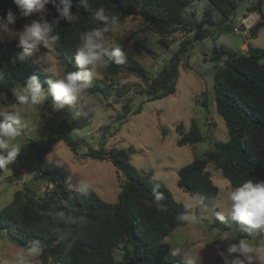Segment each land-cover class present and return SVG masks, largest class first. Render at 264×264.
<instances>
[{"label":"trees","instance_id":"trees-1","mask_svg":"<svg viewBox=\"0 0 264 264\" xmlns=\"http://www.w3.org/2000/svg\"><path fill=\"white\" fill-rule=\"evenodd\" d=\"M238 1L208 0L212 8L206 10L201 22L191 24L185 19L184 12L194 0H89L87 9L79 5L73 8L78 19L71 24L62 22L57 29L60 40L53 44L62 58L61 64L66 65L69 71H78L74 61L76 48L83 33L102 26L103 22L97 21L94 16L95 10L101 6L118 20L124 10H139V16L160 35V43L167 46L168 37L180 31L190 34L206 26L217 27L219 33H233L236 28L245 30L241 22L240 25L232 22ZM261 7L260 0L257 6L248 8V14L243 17L254 12L261 16V21L249 29L250 37H256L264 26ZM9 9L19 16L13 0H0V15H6ZM49 9L52 10L51 5ZM214 10L220 13L218 22L213 19ZM28 22L31 19L18 18L15 28H21ZM208 34L214 38L212 33L204 35L208 37ZM127 40L132 41V48L137 53L153 59L156 57L147 38L131 37ZM127 42L116 44L124 54L123 62H109L104 66L105 70L108 75H134L144 85L140 86L136 98L128 100L122 114L106 121L102 128L103 146L88 149L83 154L94 161H110L124 176L117 203L103 201L90 188L87 191L81 187L69 190L61 170L47 166L46 156L54 144L61 140L77 157H81L78 147L85 141L73 140L70 136L72 127L64 121L45 145H31L37 151L39 162L35 177H48L50 183L55 184L54 193L40 199L38 192L25 186V191L16 192L13 202L0 211V232H4L10 242L22 249L31 241L39 240L44 250L42 264H121L115 261L114 252L125 241L132 248L126 264H181L179 257L169 255L170 248L164 240L176 229L188 225L178 219L184 211L183 205L174 200L164 184L139 173L130 162L134 150H107L105 146L113 123L122 124L129 115L141 112L142 107L132 110V102L135 103L143 95L149 102L175 94L181 57L192 43L183 42L169 63L153 77L127 48ZM20 51L16 42L0 41V93L6 94L9 104L15 103L13 90L18 85L23 86L30 77L36 76L45 88L46 81L53 79L52 74L37 70L32 59L21 63L17 59ZM209 60L215 66L217 112L225 121L230 139L227 142H215L212 148L195 157L178 172V186L190 195L199 197L207 206L213 204L219 195V188L212 181L210 165L221 171L232 188L249 179L264 180V50L250 47L248 52L241 53L215 46ZM114 87L106 83V79H92L86 92L100 94L109 108L111 98H122L125 93L121 90L116 94ZM181 127L178 146L194 147L204 142L205 138L195 122H192L187 132ZM154 193L161 194L159 201L155 199ZM59 213L64 215L60 216ZM214 228L254 242L264 239V232L256 231L248 237L227 219L220 221L214 217Z\"/></svg>","mask_w":264,"mask_h":264},{"label":"rangeland","instance_id":"rangeland-1","mask_svg":"<svg viewBox=\"0 0 264 264\" xmlns=\"http://www.w3.org/2000/svg\"><path fill=\"white\" fill-rule=\"evenodd\" d=\"M259 1L239 0L238 8L232 18L233 24L240 25L241 19L248 14V8L257 6ZM261 1L264 13V0ZM209 8H212V5L208 0H194V3L184 12L185 19L191 24L201 22ZM220 18V13L214 10L213 19L218 22ZM257 20L261 21L260 15ZM249 21H246L248 26L242 23L245 30L236 28L237 30L235 29L233 33H219L217 27L209 26L197 29L190 34L180 31L168 37L167 46L160 43V35L139 15L120 22L115 32L106 35V47L128 41L127 48L153 77L169 63L183 42L192 43L181 57L180 77L175 94L149 102L143 95L135 103L132 102V110L142 107L141 112L129 115L122 124L113 123L105 146L107 150L113 148L134 150L130 158L131 164L140 174L164 184L171 191L174 200L182 205L193 196L178 186L180 169L212 148L215 142H227L230 139L225 121L217 112L214 92L215 66L209 58L215 46L230 48L241 53L248 52L250 47L264 50V26L256 37H250L249 29L256 23L250 24ZM23 26L17 30H21ZM207 33H212L214 38H211L210 34L208 37L204 35ZM131 37L147 38L156 57L153 59L134 51L132 41L127 40ZM3 41H13L18 44V39L4 38ZM46 51L51 56V71H43L39 63V57ZM31 59L37 70L52 74L53 79L69 71L66 65L61 64L62 58L53 43H50L48 48L41 46L38 52H34ZM262 63L264 64V60ZM93 79H106V83L115 86L116 94L121 90L125 93L122 98L116 96L111 98V107L107 108L100 94L91 95L85 91L81 103L87 102V108L84 111L89 113L88 116H84L73 106L53 110L51 98L39 105L35 111L29 112L27 119L31 121V124L18 138L22 144L21 154L14 164L9 165L6 170H0V211L13 202L16 192L25 191L27 181L36 175L39 162L37 151L31 145H45L52 137V133L64 121L72 127L70 136L73 140L85 141V144H80L78 147L81 157H77L61 140L54 144L51 152L46 156L47 166L61 170L67 179L69 190L79 189L83 182L103 201L110 204L118 201L124 176L110 161L94 162L83 154L88 149H99L103 146L105 141H103L102 128L106 121L122 114L125 104L130 98L137 97L136 93L144 83L139 77L127 73L108 75L104 66L96 69ZM0 103L11 105L8 99L0 100ZM192 122H195L201 130L205 138L204 142L194 147L178 146L179 127L182 126V130L187 132ZM209 171L212 174L213 183L219 188V195L217 200L208 206L207 218L199 223L176 229L164 242L169 248L179 246L194 254L200 253L201 264H224L218 253L226 252L232 241L217 240L218 236L225 232L214 228V217L216 211L226 207L224 197L232 187L221 171L213 165H210ZM46 187L43 185L36 192L40 194ZM193 205V211L198 213L201 206L200 199L193 201ZM131 250L130 244L123 242L114 252L115 261L126 264L131 257ZM21 251L22 248L10 242L4 232H0V264H12L14 257ZM42 253L33 258L35 264H42Z\"/></svg>","mask_w":264,"mask_h":264},{"label":"clouds","instance_id":"clouds-1","mask_svg":"<svg viewBox=\"0 0 264 264\" xmlns=\"http://www.w3.org/2000/svg\"><path fill=\"white\" fill-rule=\"evenodd\" d=\"M19 16L9 9L6 15H0V41L4 38L18 39L17 47L21 49L17 59L23 63L33 57L43 46L48 48L50 43L60 40L57 29L62 22L71 24L78 19L73 11L76 5L85 9L89 0H13ZM51 5V9H49ZM52 17L49 19V17ZM95 19L103 22L101 27L85 32L80 37L74 61L78 71H68L64 75L48 79L45 88L36 76L30 77L23 86L13 90L14 104L0 103V170H6L16 162L21 154L22 144L19 137L22 131L29 128L31 121L27 119L29 112L35 111L39 105L51 98L53 110L65 106H73L84 116H88L87 102L81 103L86 89L96 75V69L106 66L109 62L121 64L124 54L117 46L106 47V34L115 32L119 21L110 16L104 7L94 12ZM31 19L21 30L15 28L17 19ZM51 56L44 52L39 57L43 71H51ZM6 94L0 93V100H6ZM81 188L87 191L88 185L81 182ZM155 199H161L160 193H154ZM226 207L215 212V218L220 221L230 220L237 225L240 233L252 236L254 232H264V180L249 179L239 186H234L224 197ZM199 197L193 196L183 204V213L178 216L180 221L189 225L199 223L207 218L208 206L203 205L198 213L193 211V201ZM63 216V213H59ZM220 241H232L226 252L218 254L224 264H264V241L254 243L246 237H236L227 232L218 236ZM41 242L33 240L14 257L12 264H35L34 257L42 253ZM169 255L179 257L181 264H201L200 253L194 254L179 246L170 247Z\"/></svg>","mask_w":264,"mask_h":264},{"label":"water","instance_id":"water-1","mask_svg":"<svg viewBox=\"0 0 264 264\" xmlns=\"http://www.w3.org/2000/svg\"><path fill=\"white\" fill-rule=\"evenodd\" d=\"M140 11L136 9H127L122 11L121 16L119 17V23L125 21L129 17L138 16L140 15ZM50 182L48 177L43 178H31L27 181L26 186L29 190L36 192L41 186L46 185Z\"/></svg>","mask_w":264,"mask_h":264},{"label":"crops","instance_id":"crops-1","mask_svg":"<svg viewBox=\"0 0 264 264\" xmlns=\"http://www.w3.org/2000/svg\"><path fill=\"white\" fill-rule=\"evenodd\" d=\"M259 13L258 12H254L253 14H249L246 18H242L241 19V23H243V24H245L246 26H248L247 24H248V22H246L247 20H250L249 21V23L251 24H254V23H258L259 21L257 20V18H258V16L260 15H258ZM240 36H241V34H239ZM242 35H243V33H242ZM94 161V160H93ZM94 162H96V161H94ZM101 162H103V161H101ZM66 183H67V179H66ZM67 187H68V185H67ZM91 189V188H90ZM93 190V189H92ZM94 191V190H93ZM95 192V191H94ZM121 192V191H120ZM96 193V192H95ZM97 194V193H96ZM120 194V193H119ZM98 195V194H97ZM118 197H119V195H118ZM117 203V202H116ZM110 204V203H109ZM115 204V203H114Z\"/></svg>","mask_w":264,"mask_h":264},{"label":"built area","instance_id":"built-area-1","mask_svg":"<svg viewBox=\"0 0 264 264\" xmlns=\"http://www.w3.org/2000/svg\"><path fill=\"white\" fill-rule=\"evenodd\" d=\"M237 30V29H236ZM46 188H45V190L44 191H42L40 194L38 193V197L40 198V199H45L46 198V194H52V193H54V190H55V185H54V183H48V184H46Z\"/></svg>","mask_w":264,"mask_h":264}]
</instances>
